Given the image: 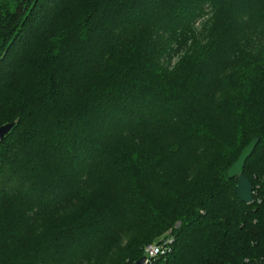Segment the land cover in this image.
<instances>
[{"label":"trees","instance_id":"obj_1","mask_svg":"<svg viewBox=\"0 0 264 264\" xmlns=\"http://www.w3.org/2000/svg\"><path fill=\"white\" fill-rule=\"evenodd\" d=\"M16 120L0 264H134L169 237L149 264H264V0H0ZM254 138L246 205L227 172Z\"/></svg>","mask_w":264,"mask_h":264},{"label":"water","instance_id":"obj_2","mask_svg":"<svg viewBox=\"0 0 264 264\" xmlns=\"http://www.w3.org/2000/svg\"><path fill=\"white\" fill-rule=\"evenodd\" d=\"M19 120H16L11 123H6L0 126V141L6 140L13 131L18 127ZM259 139L254 138L251 143L243 149L237 161L231 166L227 172V176L230 180L237 179L238 184L235 188V193L239 200L246 204L250 205L254 201L253 196V185L251 181L244 175V167L247 160L252 156L257 145L259 144ZM147 258L143 256L139 261L134 264H146Z\"/></svg>","mask_w":264,"mask_h":264},{"label":"built area","instance_id":"obj_3","mask_svg":"<svg viewBox=\"0 0 264 264\" xmlns=\"http://www.w3.org/2000/svg\"><path fill=\"white\" fill-rule=\"evenodd\" d=\"M173 238L169 237L162 241L160 244L148 245L144 250V256L147 258L146 264H149L154 258L158 256H165L170 253V244Z\"/></svg>","mask_w":264,"mask_h":264},{"label":"rangeland","instance_id":"obj_4","mask_svg":"<svg viewBox=\"0 0 264 264\" xmlns=\"http://www.w3.org/2000/svg\"><path fill=\"white\" fill-rule=\"evenodd\" d=\"M205 11L207 12L206 15H204L202 18H200L195 24V28L197 29V32H196L197 42L200 44L205 43L206 33L208 30V26H207L208 20H209V9H208V7H206ZM176 61H177V58L173 61L172 64H175Z\"/></svg>","mask_w":264,"mask_h":264}]
</instances>
